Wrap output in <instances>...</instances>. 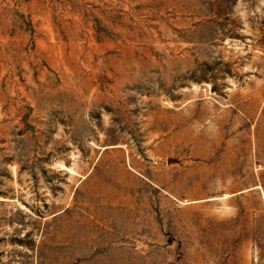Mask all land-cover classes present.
Masks as SVG:
<instances>
[{
  "label": "rangeland",
  "instance_id": "374dc122",
  "mask_svg": "<svg viewBox=\"0 0 264 264\" xmlns=\"http://www.w3.org/2000/svg\"><path fill=\"white\" fill-rule=\"evenodd\" d=\"M0 264H264V0H0Z\"/></svg>",
  "mask_w": 264,
  "mask_h": 264
}]
</instances>
